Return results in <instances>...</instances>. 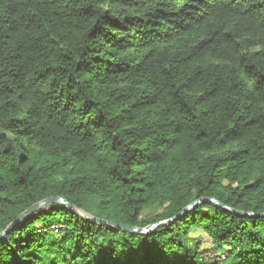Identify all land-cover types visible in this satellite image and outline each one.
Instances as JSON below:
<instances>
[{
  "label": "trees",
  "instance_id": "trees-1",
  "mask_svg": "<svg viewBox=\"0 0 264 264\" xmlns=\"http://www.w3.org/2000/svg\"><path fill=\"white\" fill-rule=\"evenodd\" d=\"M50 197L264 214V0H0V234ZM0 264H264V218L51 205Z\"/></svg>",
  "mask_w": 264,
  "mask_h": 264
},
{
  "label": "water",
  "instance_id": "water-1",
  "mask_svg": "<svg viewBox=\"0 0 264 264\" xmlns=\"http://www.w3.org/2000/svg\"><path fill=\"white\" fill-rule=\"evenodd\" d=\"M202 204H212L222 210H226L230 213L237 214L238 216L247 218V217H256V218H264V214L261 215H254L253 213H243V212H238L235 210L230 209L229 207L223 205L222 203L218 202L215 199H201L198 201H195L188 205L179 215L175 216L172 219L169 220H164L157 222L155 224H152L146 228H138V227H132V226H127V225H119L114 222H108L103 219H98L95 218L91 215H88L84 213L83 211L79 210L77 207L69 203L66 199L62 197H50L47 199H44L40 202L35 203L32 205L30 208H28L25 212H23L13 223H11L6 230H4L0 234V241L13 229L15 225H18L20 222H22L26 217L30 216L31 214L45 209L51 205H63L65 206L71 213L76 215L78 218L84 220V221H89L91 223H94L99 226H107V227H112L115 228L118 231H121L123 233H131V234H138V235H147L150 233H153L163 227L172 225L176 221L180 220L181 217L185 214L190 213L194 208L202 205Z\"/></svg>",
  "mask_w": 264,
  "mask_h": 264
},
{
  "label": "rangeland",
  "instance_id": "rangeland-1",
  "mask_svg": "<svg viewBox=\"0 0 264 264\" xmlns=\"http://www.w3.org/2000/svg\"><path fill=\"white\" fill-rule=\"evenodd\" d=\"M192 237L195 238V239H198L199 236H197L196 233H195V234L192 235ZM200 237H201L200 239H202L201 241H204L203 242V246H202V250H205V256H207V254H206L207 251L206 250H209V248H211L212 244L209 242L208 238L203 233L200 235ZM200 239H198V240H200Z\"/></svg>",
  "mask_w": 264,
  "mask_h": 264
},
{
  "label": "built area",
  "instance_id": "built-area-1",
  "mask_svg": "<svg viewBox=\"0 0 264 264\" xmlns=\"http://www.w3.org/2000/svg\"><path fill=\"white\" fill-rule=\"evenodd\" d=\"M51 229L55 232L58 233L59 228L57 226H52Z\"/></svg>",
  "mask_w": 264,
  "mask_h": 264
}]
</instances>
